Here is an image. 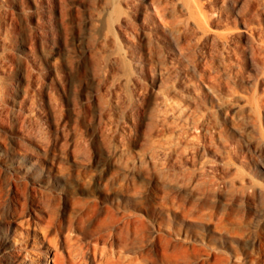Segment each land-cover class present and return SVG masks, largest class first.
Masks as SVG:
<instances>
[{
	"label": "rangeland",
	"instance_id": "obj_1",
	"mask_svg": "<svg viewBox=\"0 0 264 264\" xmlns=\"http://www.w3.org/2000/svg\"><path fill=\"white\" fill-rule=\"evenodd\" d=\"M0 264H264V0H0Z\"/></svg>",
	"mask_w": 264,
	"mask_h": 264
},
{
	"label": "bare ground",
	"instance_id": "obj_2",
	"mask_svg": "<svg viewBox=\"0 0 264 264\" xmlns=\"http://www.w3.org/2000/svg\"><path fill=\"white\" fill-rule=\"evenodd\" d=\"M58 225H59V224H58ZM58 225H57V226H58ZM59 226H60V225H59ZM60 228H61V227H60ZM55 229H56V228H55ZM57 229H59V228H57ZM57 229H56V230H57ZM59 231H60V229H59ZM57 232H58V231H57ZM58 233H60V232H58ZM14 235H15V232H14ZM45 238H46L49 242L51 241L50 238H49L48 236H46ZM12 239H14V236L12 237ZM56 241H57V240H56Z\"/></svg>",
	"mask_w": 264,
	"mask_h": 264
}]
</instances>
